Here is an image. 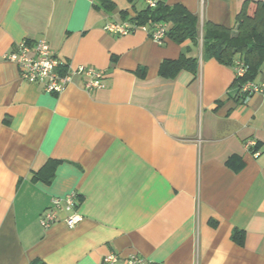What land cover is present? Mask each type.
<instances>
[{
	"label": "crops",
	"instance_id": "1",
	"mask_svg": "<svg viewBox=\"0 0 264 264\" xmlns=\"http://www.w3.org/2000/svg\"><path fill=\"white\" fill-rule=\"evenodd\" d=\"M108 1L0 0V264H264V99L237 102L233 67L201 43L105 32L146 6ZM162 1L232 29L245 1L264 0ZM40 39L71 68L104 71V87L86 92L75 77L58 96L21 80L5 55ZM183 54L195 75L159 76ZM253 77L264 82V62ZM49 160L50 182H34ZM71 193L78 223L61 207L42 227L52 199Z\"/></svg>",
	"mask_w": 264,
	"mask_h": 264
},
{
	"label": "trees",
	"instance_id": "2",
	"mask_svg": "<svg viewBox=\"0 0 264 264\" xmlns=\"http://www.w3.org/2000/svg\"><path fill=\"white\" fill-rule=\"evenodd\" d=\"M130 3L135 0H127ZM99 7L109 9L113 5L108 0H99ZM251 8L253 9L251 11ZM127 22L135 27L146 26L148 33L154 24H166V38L181 44L190 40L193 45L201 43L202 56L213 57L224 65L233 67L235 61H241L246 67L244 77L235 78L233 86L236 88L235 99L239 102L244 95L237 93L240 85L252 78L259 66L264 62V1H245L235 17L232 29L216 26L210 22L199 21L198 16L190 13L179 4L167 5L162 0H156L153 7L146 6L138 11ZM188 70L195 75L198 70L196 59L181 55L176 60L162 61L158 74L164 78L174 77L179 71ZM57 161L49 160L36 173L32 180L48 183L53 177ZM232 239L242 244V235L233 231ZM31 264H44L33 261Z\"/></svg>",
	"mask_w": 264,
	"mask_h": 264
},
{
	"label": "built area",
	"instance_id": "3",
	"mask_svg": "<svg viewBox=\"0 0 264 264\" xmlns=\"http://www.w3.org/2000/svg\"><path fill=\"white\" fill-rule=\"evenodd\" d=\"M155 0H146V4L153 7ZM166 24H154L153 29L148 33L146 26L135 27V25L127 22L107 23L103 30L113 35H127L136 30H142L147 33L148 37L157 44L161 45L166 38ZM5 60L11 63L17 69L19 78L27 83L41 85L42 89L54 95H60L66 87L72 85L75 77L83 79L82 89L86 92H92L104 87V71L96 70L89 66H78L71 68L69 64L56 58L48 43L44 39L37 40L33 43L21 41L5 55ZM247 67L239 60L233 64L235 78L244 77ZM239 95H244L239 102L245 103L251 95H259L264 99V82L254 83L246 81L240 85L237 90ZM264 143V141H263ZM247 147L255 146L254 141H248ZM257 151L254 155H257ZM50 208L43 213L40 218V225L44 228L55 222L56 212L63 207L66 211H70L71 215L65 220L67 227L73 228L80 217L76 215L73 209L76 207V194L71 193L64 198H53ZM106 264H117L119 257L117 255H107L103 259ZM124 264H151L139 255L131 254L124 260Z\"/></svg>",
	"mask_w": 264,
	"mask_h": 264
}]
</instances>
